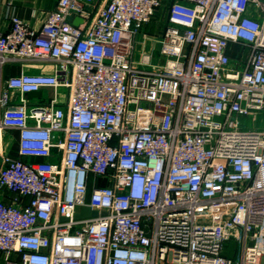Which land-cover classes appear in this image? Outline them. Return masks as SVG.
<instances>
[{"label": "built area", "instance_id": "obj_1", "mask_svg": "<svg viewBox=\"0 0 264 264\" xmlns=\"http://www.w3.org/2000/svg\"><path fill=\"white\" fill-rule=\"evenodd\" d=\"M25 63L52 72L2 77ZM0 130L18 135L0 157V264H264V0H58L38 29L11 17ZM82 207L97 216L74 219Z\"/></svg>", "mask_w": 264, "mask_h": 264}, {"label": "crops", "instance_id": "obj_2", "mask_svg": "<svg viewBox=\"0 0 264 264\" xmlns=\"http://www.w3.org/2000/svg\"><path fill=\"white\" fill-rule=\"evenodd\" d=\"M58 0H0V34L9 30L11 17H17L26 22L31 28L38 29L47 15L54 11ZM166 17H164V26L161 29L154 27L153 30H148L144 27L146 35H161L166 26ZM141 36L139 37V41ZM28 74L51 73L52 66L39 65L34 63H25L23 68L19 65L7 64L2 69V77L19 75L21 72ZM53 95L52 90H41L37 93H30L24 96L29 107L47 104ZM16 97V95H14ZM65 90L60 89L57 92V103L63 106L65 102ZM17 132L0 130V157L1 155H9L13 158L17 157ZM40 161V159H24Z\"/></svg>", "mask_w": 264, "mask_h": 264}, {"label": "water", "instance_id": "obj_3", "mask_svg": "<svg viewBox=\"0 0 264 264\" xmlns=\"http://www.w3.org/2000/svg\"><path fill=\"white\" fill-rule=\"evenodd\" d=\"M71 22L73 23V25H77L80 22V19L78 18H72ZM97 216V212L96 211H92L90 210V208L88 207H82L79 211V213H76L74 215V219H83V218H87V217H95ZM65 219H62V221Z\"/></svg>", "mask_w": 264, "mask_h": 264}, {"label": "rangeland", "instance_id": "obj_4", "mask_svg": "<svg viewBox=\"0 0 264 264\" xmlns=\"http://www.w3.org/2000/svg\"><path fill=\"white\" fill-rule=\"evenodd\" d=\"M163 22H164V16H162V15H158L152 22H150L146 27H147V29L148 30H153V28L154 27H157L158 29H161L163 26H164V24H163ZM251 128H253V129H259L260 128V124H256V125H253V124H251V126H250Z\"/></svg>", "mask_w": 264, "mask_h": 264}]
</instances>
